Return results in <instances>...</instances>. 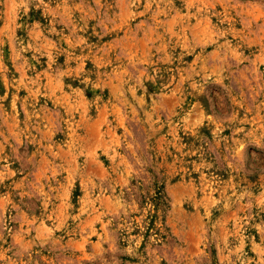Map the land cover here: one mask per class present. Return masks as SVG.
I'll list each match as a JSON object with an SVG mask.
<instances>
[{"label":"rangeland","instance_id":"obj_1","mask_svg":"<svg viewBox=\"0 0 264 264\" xmlns=\"http://www.w3.org/2000/svg\"><path fill=\"white\" fill-rule=\"evenodd\" d=\"M0 264H264V0H0Z\"/></svg>","mask_w":264,"mask_h":264}]
</instances>
